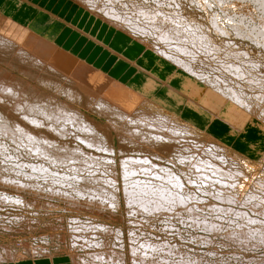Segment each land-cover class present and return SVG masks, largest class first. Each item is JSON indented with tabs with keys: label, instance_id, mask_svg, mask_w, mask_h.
<instances>
[{
	"label": "rangeland",
	"instance_id": "1",
	"mask_svg": "<svg viewBox=\"0 0 264 264\" xmlns=\"http://www.w3.org/2000/svg\"><path fill=\"white\" fill-rule=\"evenodd\" d=\"M73 1L80 5H82L81 3H84L83 1L78 0ZM102 2L106 3L105 0H101L100 3ZM168 3L170 6H167V8L159 6L155 0H133V3L130 4L137 7H144V9H148L152 12H155L161 7L159 10H162L164 14L172 13L173 11L170 9L175 7V9L183 14L184 18L187 20H195L198 24L199 42L197 47L192 49L194 51V56L190 54L184 55V57L185 61L187 60L188 63H191L190 67L193 71V76L196 75L197 77H195L197 79L199 78L198 81L203 82L206 85L207 91H210L207 93L209 98L204 104L205 110L207 109L206 106L215 104V101L217 100L216 96L218 95L216 92L219 89L223 92L225 91L224 93H229V91L233 89L238 95L243 96L240 97L243 100L242 103H247L245 106L250 105L253 108V124H256L254 126L250 124V126L247 123V120H245V122L242 118H240L239 122L242 124L233 125L230 122H225L224 119L219 122V119L222 118L221 116H219V119L218 117H214L213 119L212 116L215 114L207 115V113L203 112V114L200 112L199 109L198 112L185 109L186 111H181L178 116H173L170 118V121H168L169 126L177 128L180 132L170 134L171 138L167 139L164 136L159 137V135H157L158 132H167L166 130L158 131L155 135L152 132L155 133L157 129L153 130L146 125H142L144 127L146 126L145 128L141 126L142 128L136 129L135 123L132 122L140 124L138 123L140 122L138 120H140V118L143 119V115L141 114L143 111L138 108L142 105L135 99H133V101H126L125 103L123 102L122 104V101H118V99L112 100L107 96H103L105 101H111L112 104L116 103L118 108L117 105L116 107L112 106L109 107L110 109L108 108L109 112H106L105 115L97 114L95 111V108H97L95 105V99H88L87 97L89 95L85 96L84 92V98L82 100L74 101L63 93L57 92L43 84L41 85L38 79V75H40V73L42 76L52 75L55 80H64L66 83H69L70 79H73L81 84V79H75L76 77L74 78L73 76L74 72H72L73 75L71 78L66 76V74H71L70 72H66L65 75L62 72L60 76V72H56L55 70L53 71L50 67L46 68L49 73L43 69H39L38 71V68H36L33 64L34 61L31 63V61L28 62L24 59L26 57L25 52L27 53L28 49L31 51L30 55H35V53H33L34 50H32L34 49V46L25 44L28 39V34L26 33L27 30L22 32L21 30L16 31L12 29L11 25H7L8 22L0 16V37L4 36L8 41H10L8 38H13L11 39L12 41L8 43L0 42L1 81L6 79L8 82V78L15 75L18 80H24L30 84L38 86L48 94L52 93L53 96L57 97L55 100L60 98L61 100L72 104L76 112H85L91 122L93 124L95 123V126H98L99 129H97L101 133L104 132L102 133L103 135H100L101 138L104 139L106 137L110 142L108 144V141H104V145L110 146L107 148L104 147L103 150L84 146L86 152H93L94 155L98 156L96 157L98 162L86 165L85 161H88V158L85 157V155L79 154V156L73 155L76 156V158H74L76 161L69 162L67 164L59 163L62 165L60 166L58 163H52L55 162L52 157L42 158L41 156L38 157L36 152H31V148L29 149V147L27 148V146H25L27 143L25 139L23 141V138L18 137L19 140H15L12 137L10 138V136L1 135L0 132V142L2 143L0 149L4 151L1 152L0 150V175L2 177H6L4 178V181L3 179L0 180V192L3 191L7 193L5 194L6 196L11 197L5 200L2 196H0V260L13 262L23 258L32 259L44 256H64L70 260L71 264H86L85 260L90 262V264H138V260H133L136 259V257L131 256L132 252L129 247L131 245L136 246L137 244V248H139V250L147 248L150 254L149 257L151 256L152 258V255H154V260L162 259L164 257V259L168 261L166 264H181V262L184 261L188 264H264V241H261V239L257 240L256 232L253 231L255 228H259L258 231L264 230V224L259 223V220L264 222V186L259 185V183H264V134H262L264 133V101L262 100L264 99V46L257 44L250 38L238 35L231 27H229L228 32H217L212 24V19L218 15L220 16L222 13L215 5L208 6L205 3H200V0H169ZM175 3L176 5H174ZM119 10L122 14V20L111 21L117 22L127 34L131 33L138 38L140 37V39L147 42L148 45L151 44L153 47H158L167 53H173L169 47H166L167 45L164 42L156 39L155 35L157 34L154 33L157 31L150 30L145 34L142 32L143 30L141 31L137 29L135 25L132 24L135 20L140 22L143 20V23L145 24V19H139L129 14L130 9L128 8L120 7ZM127 17L132 18L130 19V23L125 20ZM222 20L223 19L220 18V21ZM200 24H202V26H199ZM200 35L202 37H200ZM206 37H210V43ZM212 42H214V44ZM167 62L169 64L167 63L166 66L170 65L172 68L174 67L173 64L175 62H173V60H168ZM29 70L32 71V75L29 74ZM235 70H238L237 73ZM233 74H237L238 76ZM6 75L7 78L3 77ZM87 78L86 80H88ZM86 80L82 82L85 84ZM91 83L93 82L91 81ZM1 86L3 87V85ZM78 87L80 88L81 86H77V88ZM177 90L178 92L180 91L178 88ZM214 95L215 98H213ZM87 99L91 103L90 105L87 104ZM231 99L234 100L235 98L231 97ZM6 100L7 99H5V101ZM55 100H52L53 103L56 102ZM60 104L63 105L65 103L60 102ZM139 104L141 106H138ZM53 106H57V108H59L57 104H53ZM64 106L67 107L68 105ZM143 107L148 109L145 104ZM3 110L7 111L6 108ZM121 110L125 114V121L127 123H124L119 115H116L115 113ZM111 112L114 113L112 114ZM144 118L146 121L153 120L157 122L158 120L157 114L155 113H151L149 117L151 119L147 117ZM145 120L141 121L145 122ZM226 121L229 120L226 119ZM146 131L151 132L146 133ZM78 132L80 131H78L74 125H69L67 130L68 135L65 136V138H62L64 141L67 140L71 146L83 144L77 139ZM221 134L224 138L229 136L231 139H235L236 141L239 139L238 142L240 144L236 143L237 146L231 147L228 143L226 145L223 144V142L221 143V141L214 139L216 136L219 138ZM172 137L176 138L172 139ZM231 141L232 140H230V142ZM28 150L31 154L33 153V155H35L33 156L29 154ZM29 155L31 157H29ZM128 156L144 158L154 162L156 164V167L153 169L154 171H160L161 167L177 174L183 182V188L179 192L184 198L190 200L188 201V204L177 208L179 210L175 209L172 212L169 211L170 213H167L168 210H161V208V211L141 212L138 208L127 205L124 189L126 187L125 183L129 181L125 180L123 177L121 160L123 158H127ZM192 158H196L201 165H204L207 162L208 163L204 168H195L191 161ZM32 164H37L38 166H45L46 164L51 171H55L53 174L59 179H62L60 177L64 175L67 178V180H65L66 187L64 185L60 186L59 183L56 185L63 190L67 188L65 191H72L77 187L85 190V188L81 185L88 183H91V185L94 184V186L112 189L111 187H108L107 184L110 181H114L119 187L118 189L122 201L123 211H120V213L106 212L105 210L100 211L99 209L84 207L77 200L78 204L75 205L69 202L71 199H64L59 196H39L38 194H35L34 191H25L26 188L34 189L32 183L40 184L41 186H45L47 189L51 186L50 184H53L52 182H54L53 178L45 177L44 172L39 170L36 171V167H32L31 170L30 168H24L29 167ZM210 164L213 166L215 165V167L220 166L222 170H227L232 174L242 170V173L245 174V179H247L246 182L244 181L246 186L243 185L242 187L240 186L234 188L230 184L225 186L222 185L218 179L221 180L220 178H224L227 183H232L233 179L230 180L227 179L229 177L225 178L220 176L219 178L218 175H216V172L213 173V166ZM88 166L90 167L87 168ZM80 167L85 169L80 171ZM29 172L30 174H28ZM25 173H27L26 176ZM199 173H201L200 175L204 174V177L200 176ZM157 174H153L152 172H143V170H141L136 174H133V177L135 176V178H128V180L133 179L139 180L141 183L168 186L169 182L164 178H161L159 173ZM206 175H208L211 179H208L207 177L205 178ZM12 178L15 182L10 180ZM82 178H86L84 179V183H82V180H79ZM245 179H241V181ZM17 182H20L21 184H17ZM29 182L32 187L29 185ZM55 183L56 182H54V184ZM17 185L20 186V189L16 188ZM26 185L29 186L24 187ZM49 190L51 189L49 188L47 191ZM16 198H20V203ZM239 198L240 200H238V203L237 199ZM231 201H233L234 204L231 203ZM208 204H216L219 206V209L216 205L212 207ZM220 206L223 209L222 211ZM190 207L193 210L195 209L200 216L202 215L201 221H203L204 216L208 220L214 221L215 224L217 223V225L221 224L225 227L231 226L232 228L237 226V228H239L241 226L243 228L240 229L244 230L239 232L237 231L238 233L243 232L244 235V231H247L245 233V237H253H251V239L249 238L250 240L246 239L248 243L246 242L245 244H242L241 242L244 240H238L239 242L237 243V240H231V238L225 236V234L222 235L223 232L220 234H213V232H207L203 228H195L193 219L196 218L197 220H200V216H198V213V217H191L188 215L184 209ZM200 207L203 210H201ZM212 208H214V210ZM227 208H229V210L231 209V211ZM216 210L217 212H215ZM240 216L242 218H240ZM247 217H253L251 218V221L253 219L256 220L257 218L258 221H254L256 224H252L253 221L248 222L250 220H248ZM221 218H223V220H221ZM229 219L232 223H229L230 221L228 222ZM99 225H102V228H100ZM245 226H251L250 228H253L251 230L247 227V229L249 228L248 230L251 231V235H249L250 231L246 230ZM117 230L120 232H117ZM118 234L119 236H117ZM245 237L243 236V239H245ZM92 240L93 242H100L101 245L95 246V243H93ZM140 240H143V243L147 240L154 242L153 244L157 245L155 250L156 252L153 253L151 248H148L149 246H142L143 243L138 245ZM170 249L173 250L172 253L174 254H172L171 251L169 252L170 254L168 253ZM109 250L111 252L117 251L118 254L121 252L119 254L121 256L117 258L118 261L115 260L111 262L99 263L98 260L91 257V255L96 251L100 253L103 252L107 255L110 252ZM163 250L165 252H163ZM150 251L153 254L150 253ZM175 251H178L177 254ZM91 252L92 254H90ZM139 254L140 253H137L136 255L139 256ZM183 258H185L184 261ZM74 260H77V263H74ZM154 260L152 261L153 263L150 262V264H157L156 260Z\"/></svg>",
	"mask_w": 264,
	"mask_h": 264
},
{
	"label": "bare ground",
	"instance_id": "2",
	"mask_svg": "<svg viewBox=\"0 0 264 264\" xmlns=\"http://www.w3.org/2000/svg\"><path fill=\"white\" fill-rule=\"evenodd\" d=\"M6 1H7L6 5L0 4V16L8 22L7 25H11L12 29H14L16 31L21 30L22 32L27 30L26 33L28 34V39L25 42V44L29 45V46H34V49H32V50H34L33 53H35V55L34 54L30 55L31 51H30V49H28V52L27 53L25 52L26 57L24 59L27 60L28 62L31 61V63L34 61L33 64H34V66H36V68H38L37 69L38 71H39V69L46 70L47 67H50L51 70L53 69V71L55 70L56 72H60V74L58 73L60 76H61L62 72L64 73V75L66 72H70L71 74H68V75L66 74L67 77L71 78V76L74 74L73 76H74V78L76 77L75 79H77V80L81 79V84L78 81H75L73 79L72 80L70 79L69 83L68 82L66 83L64 80H60V79L55 80L53 78L54 76H52V75H43L42 76V74L40 73V75H38V79H39V82L41 83V85L43 84V85H45V86H47V87H49V88H51L57 92L63 93L68 98H70L74 101L82 100L84 98V96H83V92H84L85 96L89 95L87 97L88 99L89 98L95 99V101H96L95 105L97 106V108H95V111L97 114H101V115L104 114L105 115L106 112L107 113L109 112V109H110L109 107H112V106L116 107V105H117L116 103L112 104L111 101H105V99H103V96H107V97L111 98L112 100L118 99V101L119 100L122 101V104H123V102L125 103L126 101H130V100L133 101V99H135V100L140 102V104L142 106L139 104L138 106H141V107H138V108H140L143 111V113H141L143 115V119L140 118V120H138V121H140V122H138L140 124H136V122H132V123H135L136 129L142 128V127L145 128L146 126L153 129V130L157 129V131H155V133L152 132L155 135H156V132H158V131L166 130L167 132H158L157 135H159V137L164 136L167 139L171 138L170 134H176L177 132H180V131H178L177 128H173V127L169 126L168 121H170L171 117L178 116L181 111L184 112L186 110H193V111L198 112V109H199L200 112L207 113V115L215 114L214 116H212L213 119H214V117L215 118L218 117V119H219V116H221L222 118L219 119V122L222 121V119H224L225 122H227V123L230 122L233 125L234 124H236V125L240 124L241 123V122H239L240 118H242L244 121L247 120V123L249 125L252 124L254 126L256 124V123L253 124V122H254V119H253L254 114L252 112L253 108L250 105L245 106V105H247V103L246 102H245V104L242 103L243 100L240 97L242 95H238L235 92V90H233V89H231V91H229V93H224L225 91L223 92L219 89L218 90L219 92L218 91L216 92L218 95L216 96L217 100L215 101V104L210 105V106L209 105L206 106L207 109L205 110L204 104H205V102H207V100L209 98L208 97L209 95L207 93H209L210 91H207L206 85L203 82L198 81L199 78L197 79L196 75L193 76V71L190 67L191 63H188L187 60L185 61V57H184V55H190V54L194 56V54H193L194 51L192 49L194 47H197L198 42H199L198 41V38H199L198 37V24L195 20H189V19L187 20L186 18H184V15L181 14L178 10H176L175 7L174 8L170 7L171 8L170 10L173 11L172 13L164 14L162 10H159L161 7L167 8V6H170V4L168 3L169 0H168V2H167V0H155L159 4V6H161L155 12L149 11L148 9H144V7H137V6L131 5L130 3H133V0H105L106 3L109 5H107L105 2L104 3L102 2L103 4L100 3L101 0H88V1L78 0V1L84 2V3H81L82 5L75 3L73 0H66L67 1L66 3H72L75 7L77 6L79 11L82 12L81 13L82 15L80 14V16H82V20H80V21L85 22V20H86L88 25H90V23H95L96 25H98V23L102 22V24H104L106 26V28H107V26L111 27V29H114V31L116 33H117V31H119L122 34V36H124L122 38L123 41H119L120 45H125V42L127 43L128 39L129 40L131 39V41L139 44L138 45L139 53L133 57H130V56L128 57V56L118 52L117 48L115 49L113 46L108 45V42H106L107 40L105 41V38H103V35L107 34V32H108V30L106 28H105L106 30L103 29L104 31L101 32L100 35H98V37L96 36L97 38H101L98 41H103V43H105L104 44L105 46H107V45L109 46V48H107V49H109L111 51V53H113V54L117 55L119 58H121L118 61V65L122 66L123 68H126V72L124 74H121L122 70L118 71V70L114 69L112 73H110L109 71H104V68L102 67L103 66L102 63L97 64V62L96 63L92 62V61L88 60L86 57H84V54H86L87 52H85L83 50V47H81V43L77 47V50H75V49H73L72 46L70 47L69 40L66 42L64 40H61L59 38V36L62 34L60 32H61V30H63V27H62L63 24H61V21L58 22V20L54 16L50 15L49 13L43 12V10L41 8L47 9L46 6L43 7V4L41 5V3L45 0L36 2V6H39L40 10L33 8L31 5L30 6H22L23 5L22 3H27V2L28 3H34V1H30V0L29 1H27V0H6ZM23 1H25V2H23ZM139 1H141V0H139ZM145 1H147V0H145ZM196 1H198V0H196ZM201 2L205 3L208 6L215 5L221 11L222 14H220V16L218 15L217 17H214L212 19V24L214 25L215 30L217 32H222V33L228 32L229 27H231L238 35L246 37V38H250L251 40H253L257 44L264 46V0H200V3ZM0 3H3L2 0H0ZM174 5H176V3ZM120 7L130 9L129 14L133 15L134 17H137L139 19H145V24L143 23V20L141 22L138 20L137 21L135 20L134 22H132V24H134L137 29H139L141 31L143 30L142 32H144L145 34L147 32H149L150 30L151 31H157L154 33V34H157V35H155L156 39L164 42L167 45L166 47H169L173 51V53H169V52L167 53L166 51H163V50L159 49L158 47L157 48L153 47L151 44H150L151 46L148 45L147 42L141 40L140 37L138 38L131 33L127 34L117 22H112L111 20H116V21L122 20V16H121L122 14H121V11L119 10ZM49 12L52 13L51 10ZM29 13H33L32 14L33 16L30 15ZM52 14L59 17L55 13H52ZM131 17H127V18H125V20L127 22L129 21V23H130L131 22L130 19H132ZM91 18H92V22H91ZM220 18H222L223 20L220 21ZM123 19H124V17H123ZM224 20H226V21H224ZM2 21H4V20H2ZM75 21H76V18H75ZM119 23H121V22H119ZM77 24H79V23H77ZM73 26L75 27L74 29H79L75 22H74ZM199 26H202V24H200ZM111 29L109 31H111ZM9 31H10V29H9ZM200 32H202V31H200ZM87 35L95 36V35L91 34L90 32H88ZM200 37H202V36L200 35ZM206 38L209 40L208 42L210 43V40H211L210 37H206ZM8 39L10 41H12L11 39H13V38H11V39L8 38ZM10 41L6 40L4 36L0 37V42L8 43ZM83 41L87 42L88 40H83ZM90 42L93 43V41H90ZM212 43L214 44V42H212ZM92 46H94V44H92ZM204 46H206V45H204ZM77 51H79V52L77 53ZM89 54H93V53L87 54L89 57L93 58ZM133 54H134V51H133ZM37 59H38V61H37ZM168 60H171V61L173 60V62H175L173 64L174 65L173 68L170 65L166 66V64L168 63L167 62ZM189 60H191V59H189ZM239 70H241V69H239ZM237 71L235 70L236 73H237ZM46 72L49 73L48 70H46ZM72 72H74V73L72 74ZM29 74L32 75L31 70H29ZM233 75L238 76L237 74H233ZM243 76H244V74H243ZM3 77L7 78V75L3 76ZM35 77H37V76H35ZM87 77H90V78H87ZM86 78L88 80H86ZM8 79H9L8 82L6 81V79H3L2 81L0 79V89H1V91H0L1 92L0 93V132H1V135L10 136V138L12 137L15 140H17L18 137L23 138V141L25 139V141L27 142L26 143L27 145L25 144V142H24V144H25V146H27V148L28 147H29V149L31 148L30 149L31 152H36L38 157L41 156L42 158L43 157H49V158L52 157V159H54L53 161H55L52 163H58V164L59 163L60 164L66 163L67 164L69 162L76 161V159H74V158H76V156H73V155L79 156V154L85 155V157L88 158L87 159L88 161H85L86 165L87 164L91 165V163L98 162L97 161L98 159L96 160V157H98V156L94 155L93 152H86L84 146H87V147L89 146L90 148L103 150L104 147L107 148L108 146H110V145H107V146L104 145V141H106V142L108 141V144L110 142H109V139H107L106 137L105 138L103 137L104 139L101 138L100 135L104 132L101 133L98 130L99 129L98 126H95L94 125L95 123L93 124L91 122V120L87 117L85 112H83V111H80V113L76 112V110L73 108L72 104H70L64 100H61L60 98L58 100H55L57 97L53 96L52 93L48 94L47 92H44L42 90V88H40L38 86L30 84L29 82L24 81V80H20V79L18 80L15 77V75L10 76ZM84 80H86L85 84L82 82ZM91 81L93 83H91ZM1 85H3V87ZM68 85H70V86H68ZM76 85L81 86V87L80 88L78 87L79 88L78 89ZM177 88L180 89L179 92H178ZM186 88H188V89H186ZM87 89H90V90H87ZM227 90H229V89H227ZM231 97L235 98V99L232 100ZM213 98H215V95ZM223 98L227 99V100H224ZM5 99H7V100L5 101ZM88 99H87V104L90 105L91 103L88 101ZM52 100H55L56 102L53 103ZM262 100L264 101V99H262ZM90 101H92V100H90ZM60 102L65 103V104L62 105V104H60ZM211 103H212V101H211ZM53 104H57L59 108H57V106L54 107ZM129 104H131V103H129ZM144 104L148 107V109H145L146 107L145 108L143 107ZM64 105H68L67 106L68 108ZM4 108H6L7 111L3 110ZM117 108H118V105H117ZM137 110H139V109H137ZM121 111L115 112V113H116V115H119L121 120H123L125 123L126 122L125 121V119H126L125 114L123 113V111L122 112ZM10 113L13 115H11ZM151 113L157 114V119H158L157 122H155L153 120L152 121H146L145 120L144 117L149 118ZM218 114H220V115H218ZM205 116H206V114H205ZM149 119H151V118H149ZM226 119L229 121H226ZM141 120H145V122L141 121ZM124 123H122V124H124ZM227 123H225V124H227ZM247 123H245V124H247ZM69 125H74L76 127V129L78 131H80L77 133V139L80 140L81 141L80 143H83V144H77L76 146H71L67 140L64 141V139L62 137L65 138V136L68 135L67 130H68ZM142 125H146V126L144 127ZM250 126H249V128H250ZM229 127H231V126H229ZM214 130H216V129H214ZM137 131H139V130H137ZM150 132L151 131H149V132L146 131V133H150ZM262 134H264V133H262ZM233 136H234V134H233ZM173 138L175 139L176 137H172V139ZM214 139L221 141V143L223 142V144H226V145L228 143L231 147L232 146L235 147V146H237L236 143H239L238 142L239 139H238V141H236L235 139H231L229 136L224 138L222 136V134L219 138H217V136H216V137H214ZM102 140H103V142H102ZM230 140H232V141L230 142ZM240 140H241V138H240ZM3 142H5V141H3ZM1 144L2 143L0 142V146H1ZM244 144H246V143H244ZM20 147H21V145H20ZM22 147H24V146L22 145ZM253 147H255V146H253ZM256 148H258V147H256ZM24 149H25V147H24ZM1 152H4V151L1 150ZM28 152H29V150H28ZM31 152H29V154H31ZM256 152H259V151H256ZM31 155H33V153ZM29 157H31V156L29 155ZM53 157H55V158H53ZM127 158H123L121 160L123 177L125 180L129 181V182L125 183L126 187L124 189L125 200L127 201V205H129L130 207L132 206V207L138 208L139 211H141V212H143V211L144 212H154V211H159L161 208V210L165 209L166 211L168 210L167 213H170V212L174 211L175 209L182 207V205L188 204V201H190V200L184 198L183 195L179 192L183 188V182L177 174H175L172 171L161 168V167H160V169H161L160 171L159 170L154 171L153 169L156 167L155 166L156 164L154 162L148 160V159L132 157V156H128ZM77 160H78V158H77ZM48 161H49V159H48ZM191 161H192V164L195 166V168H200V169L206 167V165L208 163L207 162L204 165H201L200 162H198L196 158H192ZM202 163H204V162H202ZM42 164H43V162H42ZM36 165L32 164L29 167H24L25 166L24 165L23 167L24 168H30V170L32 167L33 168L36 167V171L39 170V171L44 172L45 177L53 178L54 182H56V183L54 184V182H52L53 184H50L51 186L49 187L51 190L47 191L49 188L46 189L45 186H41L40 184L32 183V181H31L34 189L33 188H26L25 191H28V192L34 191V193L38 194L39 196H50V197L51 196H55V197L59 196V197H62L64 199H71L69 202L73 203L75 205H77L78 204L77 201H79L80 204H82L84 207L95 208V209H99L100 211L105 210L106 212L109 211V212H113V213H120V211H123L122 201H121L120 193H119V189H118L119 187L114 181H110L107 184V186L111 187L112 189H107L106 187L104 188L101 186L98 187V186H94V184L91 185V183H88L90 185H88V184L81 185L82 187L85 188V190L77 187L72 191H65V190H67V188L65 190H63L62 188H60L56 185L57 183H59L60 186L66 185L65 180H67V178L64 175L62 177H60L62 179H59L53 174L55 171L54 172L51 171L47 167L46 164H45V166H38V165L36 166ZM210 165H212V164H210ZM247 165H249V164H247ZM21 166H22V164H21ZM56 166H57V164H56ZM60 166H62V165H60ZM69 167H71V166H69ZM89 167L90 166H88L87 168H89ZM76 168H78V167H76ZM80 168H81L80 171H83L85 169L82 167H80ZM212 168L214 169V170L212 169L213 173L216 172V175H218V177L219 176L225 177V178L229 177L227 179H230V180L233 179L232 181L234 183L233 182L227 183V181H225L224 178L222 179L219 177L221 180L218 179V181L222 185L225 186L227 184H230L234 188L240 187V186L242 187L243 185L246 186V184H244V183L246 182L247 179H245V174L242 173V170L235 172L236 174L235 173L232 174L227 170H222V168L220 166L215 167V165H214ZM141 170H143V172H148V173L152 172L153 174L159 173L161 178H164L166 181L169 182L168 186H163L160 184L141 183L139 180H133V179L128 180V178L129 179L135 178V176L133 177V174H136L138 171H141ZM27 172H28V170H27ZM17 173H20V172H17ZM26 174L27 173H25V176H26ZM28 174H30V172ZM32 174H34V173H32ZM32 174H31V176L33 177ZM200 174L201 173H199V175ZM23 176H24V173H23ZM157 176H158V174H157ZM200 176L204 177V174L200 175ZM206 177L208 179L210 178L208 175H206L205 178ZM0 178H1L0 180L3 179V181H4V178H6V177H4V176L2 177L0 175ZM84 179H86V178H82L79 180H82L83 181L82 183H84L85 182ZM234 179H236V180H234ZM241 179H245V180L241 181ZM257 179H259V178H257ZM10 180H13V178ZM3 181H1V182H3ZM17 184H21V183L17 182ZM29 185H30V182H29ZM29 185H26L24 187H28ZM259 185L264 186V183L263 182L259 183ZM263 186H261V187H263ZM16 188L20 189V186L17 185ZM56 189H58V190H56ZM224 191H226V190H224ZM227 191H228V189H227ZM5 194H7V193H5L3 191L0 192V196H2L3 199L7 200L10 196L8 197ZM230 195H232V194H230ZM240 195H241V193H240ZM19 199H17L18 202H19ZM13 200H15V199H13ZM238 200H240V198L237 199V201ZM221 201H222V199H221ZM248 201H246V202H248ZM231 203H233V201H231ZM238 203H239V201H238ZM215 205L212 204L209 206L214 207ZM241 206H242V204H241ZM217 208L219 209V206H217ZM220 208L222 211L223 209L221 206H220ZM212 209L214 210V208H212ZM227 209L229 210V208H227ZM177 210H179V209H177ZM201 210H203V209L201 208ZM217 210L215 212H217ZM181 211H183V210H181ZM184 211L187 212V214L190 215L191 217L200 216L199 213L195 209L193 210L191 207L185 208ZM221 211H219V212H221ZM229 211H231V209ZM210 212H209V214H210ZM197 213H198V216H197ZM240 213H241V211H240ZM235 215H236V213H235ZM242 215H244V214H242ZM241 216H240V218L243 217V216L242 217ZM220 217H222V216H220ZM244 217H246V216L244 215ZM201 218H202V215L200 216V220H197L196 218L193 219V222H194L193 224H194L195 228L200 227V228L205 229L207 232H213V234L214 233L220 234L223 232L222 235L225 234V236H228L229 238H231V240H237V243L239 242L238 240H244L241 242L242 244H245L247 242L246 239L250 240L251 237H253V236L245 237L246 236L245 233L247 231H244V235H243V232L238 233L239 231L244 230V229H240V228H243L241 226L239 228H237L238 226L235 227L237 229L232 228L231 226L225 227L221 224H219L220 225L219 226V225H217V223L215 224L214 221L208 220L204 216H203V218H204L203 221H201ZM251 218H253V217H251ZM251 218H248V220H250L248 222L253 221L252 224L254 223V221H258L256 217H255L256 220L253 219L252 221H251ZM221 220H223V218H221ZM229 221H230V219L228 220V222ZM261 221L262 220H259V223L264 224V222H261ZM229 223H232V222L230 221ZM254 224H256V223H254ZM258 226H260V225H258ZM99 227L102 228V225H99ZM247 227H249V226H247ZM247 227H246V230H248L251 226L248 229H247ZM238 229H240V230H238ZM250 229L252 230L253 228H250ZM258 229L259 228L253 229V231L256 232V235H257L256 239L257 240L261 239V241H264V230L258 231ZM118 231L119 230H117V232ZM248 231H250V230H248ZM249 233L248 234L251 235V231ZM117 236H119V234ZM243 236L245 237V239H243ZM92 242H93V240H92ZM93 243H95V246L101 245L100 242L94 241ZM141 243H143V240H140L138 245ZM153 243L154 242L147 240V241H144L142 246L143 245H145V247L149 246L148 248H151L152 252L155 253L157 245H155ZM260 243H262V242H260ZM90 244H91V242H90ZM147 244H149V245H147ZM129 247L131 248V252H132L131 256L136 257V259H133V260H135V261L138 260L139 261L138 264H148V263L150 264V262H152L154 260V255H152L153 256L152 258H151V256L149 257L150 254H149V250L147 248H145L144 250H139V248H137V244H136V246L131 245ZM174 248H176V247H174ZM170 251L172 253L173 250L170 249L168 251V253ZM96 252L93 254L91 252L90 254H92L91 257L94 258L95 260H98L99 263L100 262H111V261H115V260L118 261L117 258L121 256V255H119L121 252L118 254L117 251H113V252L110 251L109 253H112V254L108 253L109 255L108 254L106 255L103 252H101V253L98 251H96ZM152 252L150 251V253H152ZM163 252H165V251L163 250ZM177 252H176V254H177ZM137 253H140L139 256L136 255ZM172 254H174V253H172ZM186 254H187V252H186ZM83 259H85V258H83ZM184 259L185 258H183V261H184ZM90 260H92V259H90ZM1 261H4V260H0V262ZM74 261H75L74 263H77V260H74ZM85 262H86V264H90V262H88L87 260H85ZM156 262H157V264L168 263V261L165 260L164 257L162 259L156 260ZM100 264H102V263H100ZM181 264H188V263L184 261V262H181ZM190 264H192V263H190Z\"/></svg>",
	"mask_w": 264,
	"mask_h": 264
},
{
	"label": "crops",
	"instance_id": "3",
	"mask_svg": "<svg viewBox=\"0 0 264 264\" xmlns=\"http://www.w3.org/2000/svg\"><path fill=\"white\" fill-rule=\"evenodd\" d=\"M30 1H34V3H28V2L22 3L23 4L22 6L31 5L33 8L40 10V7L36 6V2L42 1V0H30ZM2 2L3 3H0V4H3V5L7 4L6 0H2ZM66 2H67L66 0L64 1L63 0H45L41 3V5L43 4V7L45 6L47 7V9L41 8L43 12L49 13L50 15L54 16L58 20V22L61 21V24H63L62 26L63 30H61L60 32L62 34L59 36V38L61 40H64L65 42L69 40L70 47L72 46L73 49L75 50H77V47L81 43V47H83V50L87 52L86 54H84V57H86L88 60L92 62H95V63L97 62V64L102 63L103 64L102 67L104 68V71H109L110 73H112L114 69L118 71L122 70L121 74H124L126 72V68H123L122 66L118 65V61L121 58L111 53V51L107 49L109 48L108 45L113 46L115 49L117 48L118 52L128 57L129 56L133 57L139 53V50H138L139 44L131 41V39L130 40L128 39L127 43L125 42V45H120L119 41H123L122 38L124 36H122V34L119 31H117L116 33L114 29H111V27L107 26L106 28V26L102 24V22L98 23V25H96L95 23H90V25H88L86 20L85 22L80 21L82 20V16H80L82 12L78 10L77 6L75 7L72 3H66ZM48 10L49 11L51 10L52 13L57 14L59 17L50 13ZM33 13H29V14L32 15ZM75 18H76V21H75ZM73 21L76 23L79 29H74L75 27L73 26L74 24ZM91 22H92V18H91ZM105 28L108 30V32L107 34L103 35V38H105V41L107 40L106 41L108 42L107 46L104 45L105 43H103V41H98L101 38H97L98 35H100V33L104 31L103 29ZM110 29L111 31H109ZM88 32H90L91 34L95 36L87 35ZM83 40H88V41L85 42ZM90 41H93V43ZM92 44H94V46H92ZM133 51H134V54H133ZM78 52L79 51H77V53ZM88 53H93V54H89L93 58L89 57L87 55ZM0 264H71V262L70 260L67 259V257H64V256L63 257L56 256L54 258L52 256L51 257L44 256V257L32 258V259L23 258V259H19L18 261H13V262L1 261Z\"/></svg>",
	"mask_w": 264,
	"mask_h": 264
}]
</instances>
